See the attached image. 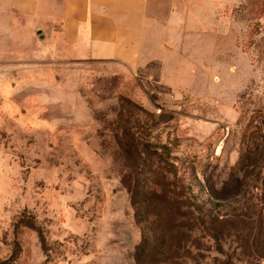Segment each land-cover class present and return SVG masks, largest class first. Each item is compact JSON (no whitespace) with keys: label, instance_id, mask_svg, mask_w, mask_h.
Listing matches in <instances>:
<instances>
[{"label":"rangeland","instance_id":"374dc122","mask_svg":"<svg viewBox=\"0 0 264 264\" xmlns=\"http://www.w3.org/2000/svg\"><path fill=\"white\" fill-rule=\"evenodd\" d=\"M150 2L135 68L0 7V264H264V0Z\"/></svg>","mask_w":264,"mask_h":264},{"label":"crops","instance_id":"0c3cea01","mask_svg":"<svg viewBox=\"0 0 264 264\" xmlns=\"http://www.w3.org/2000/svg\"><path fill=\"white\" fill-rule=\"evenodd\" d=\"M22 18L39 19L99 63L138 65L153 7L150 0H0ZM42 12L45 13L40 15ZM171 20H174L172 13ZM40 33V32H38Z\"/></svg>","mask_w":264,"mask_h":264},{"label":"water","instance_id":"95a60500","mask_svg":"<svg viewBox=\"0 0 264 264\" xmlns=\"http://www.w3.org/2000/svg\"><path fill=\"white\" fill-rule=\"evenodd\" d=\"M40 38H41V39H43V37H42V36H41Z\"/></svg>","mask_w":264,"mask_h":264}]
</instances>
